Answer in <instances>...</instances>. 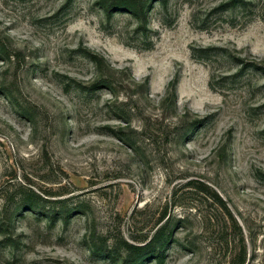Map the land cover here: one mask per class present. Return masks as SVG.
Here are the masks:
<instances>
[{"label":"rangeland","instance_id":"1","mask_svg":"<svg viewBox=\"0 0 264 264\" xmlns=\"http://www.w3.org/2000/svg\"><path fill=\"white\" fill-rule=\"evenodd\" d=\"M125 2L0 0V264H264V0Z\"/></svg>","mask_w":264,"mask_h":264},{"label":"trees","instance_id":"2","mask_svg":"<svg viewBox=\"0 0 264 264\" xmlns=\"http://www.w3.org/2000/svg\"><path fill=\"white\" fill-rule=\"evenodd\" d=\"M125 1L127 5H130V7H132L131 4L133 0H125ZM218 203L220 205H223L221 200ZM165 235H166V227L164 226L163 228L158 229L151 238L142 240L141 243H144L145 245L138 246V245L130 244L128 242H124L121 248L125 251L128 258H132L134 259L133 262H136L139 258H142L145 255H156V253L159 252L157 249L159 248L160 245L163 244L162 241ZM241 256H243V258L240 257L237 258V260H239V264H245L246 263L245 252H243Z\"/></svg>","mask_w":264,"mask_h":264}]
</instances>
